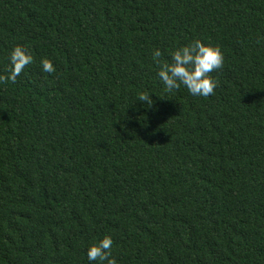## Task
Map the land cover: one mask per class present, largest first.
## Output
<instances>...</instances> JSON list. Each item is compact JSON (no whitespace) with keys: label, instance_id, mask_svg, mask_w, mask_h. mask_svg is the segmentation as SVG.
I'll list each match as a JSON object with an SVG mask.
<instances>
[{"label":"trees","instance_id":"16d2710c","mask_svg":"<svg viewBox=\"0 0 264 264\" xmlns=\"http://www.w3.org/2000/svg\"><path fill=\"white\" fill-rule=\"evenodd\" d=\"M195 40L224 54L207 98L152 61ZM16 46L0 264H108L105 236L116 264H264V0H0V75Z\"/></svg>","mask_w":264,"mask_h":264},{"label":"clouds","instance_id":"9594fccd","mask_svg":"<svg viewBox=\"0 0 264 264\" xmlns=\"http://www.w3.org/2000/svg\"><path fill=\"white\" fill-rule=\"evenodd\" d=\"M169 55L171 59L165 61L159 48L152 51V61L158 68L156 74L166 91L172 92L183 86L194 97L207 98L214 94L217 81L211 74L219 70L224 62V54L219 46L195 40L175 48ZM33 59L32 54L25 48L14 47L8 57L9 68L6 74L0 75V83H15L17 77ZM40 65L45 73L55 71L50 59H41ZM152 93L141 92L134 102L139 101L144 107H151L154 103ZM112 245L113 240L110 236H105L98 243L92 244L87 250L88 261H107L108 264H116L111 258Z\"/></svg>","mask_w":264,"mask_h":264}]
</instances>
